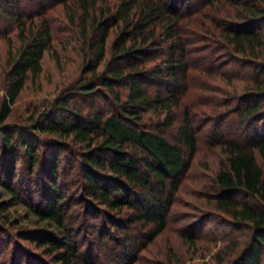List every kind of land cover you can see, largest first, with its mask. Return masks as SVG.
<instances>
[{
	"label": "trees",
	"instance_id": "16d2710c",
	"mask_svg": "<svg viewBox=\"0 0 264 264\" xmlns=\"http://www.w3.org/2000/svg\"><path fill=\"white\" fill-rule=\"evenodd\" d=\"M70 1L68 25L79 44L81 75L37 116L19 124L4 120L28 77L34 79L41 72V59L52 49L53 34L44 13H35L38 23L30 14L29 22L20 14L15 18L20 46L8 60L0 103V184L11 198L0 200V221L6 220L8 207L21 200L12 183L21 163L28 180L34 176L44 184L43 200L39 199V207L29 205L30 210L54 228L20 229L9 237L13 245L18 240L33 244L49 257V264H101L93 250L99 255L102 248L131 264L128 247L138 251L166 227L197 149L195 126L186 111L175 137L166 132L173 129L174 108L188 88V55L194 50L190 45L205 40L187 33L185 16L214 0L194 6L189 0L187 6L185 0ZM216 1L224 9L235 6L236 11L234 18L211 19L219 35L208 38V47L221 50L227 59L221 66L233 64L235 79L245 83L243 93L230 97L233 106L228 97L211 104L233 107L225 116L235 113L240 124L215 130L219 140L215 145H224L226 155L214 174L209 200L232 226L246 223L251 229L249 242L230 264H263L264 170L256 153L264 165V0ZM2 3L17 6L18 0ZM113 28L116 34L105 59L106 39ZM52 53L58 60L55 49ZM225 72L221 74L228 78ZM77 98H102L110 108L94 103L82 107ZM149 111L163 115L151 121L145 119ZM59 169L67 176L74 173L71 187L65 183L63 189L59 187ZM84 226L90 234L95 232V239H86L85 249L81 238H74ZM12 252L10 264H48L31 251Z\"/></svg>",
	"mask_w": 264,
	"mask_h": 264
},
{
	"label": "rangeland",
	"instance_id": "374dc122",
	"mask_svg": "<svg viewBox=\"0 0 264 264\" xmlns=\"http://www.w3.org/2000/svg\"><path fill=\"white\" fill-rule=\"evenodd\" d=\"M105 1L112 4L117 0ZM189 1L194 6L201 0ZM189 1L185 0L186 4L185 2L184 4L187 6ZM71 5L70 0L66 4L56 3L55 0H18L17 6L1 4L0 103L4 91V79L9 68L8 60L12 53H17L20 46V41L16 36L17 28H15L17 15L20 14L25 20L30 14L33 20L38 23L39 16H35V13H44L43 15L48 17L51 25L52 49H55L58 56V60H56L52 49L44 52L41 59V72L34 79L28 77L17 99L11 105V113L5 118V123L19 124L33 115L37 116L62 89L80 77L82 58L78 49L79 44L75 38V31L68 25ZM186 6L184 8H187ZM224 6L226 9L222 8L221 3L214 0L211 6H200L201 8L199 7L196 12L185 16L184 23L187 22V33L195 37V32L205 40H196L190 45L194 50L188 55L190 64V69L187 72L188 88L181 93V103L174 108L173 129H169L166 134L169 138L175 137L176 128L182 125L183 115L186 111L195 126L197 149L181 180L175 202L167 217L166 227L138 251L128 247L127 261L131 264H230L250 240L251 229L248 224L232 226L228 223L230 220L215 210L209 200L210 193L214 189V174L226 155L223 150L224 145H215V141H219L215 130L217 128L231 130L240 124L235 113L225 116V112L233 107L223 105L212 107L211 104L224 102L225 97H228L226 101L232 103L229 105L233 106L235 100H231L230 97L243 93V84L245 83L242 79H235L234 73L231 71L233 64L221 66L227 61L221 50L213 51L211 50L213 46L208 47V38L219 35L218 30L214 27V20L211 22V19L220 15L234 18L232 14L236 11L235 6ZM5 10L11 12L10 16L4 14ZM26 20V22L30 21V19ZM194 20L198 21V24H193ZM115 34L116 29L109 30L105 43V59L110 56V47ZM99 67L101 69L102 65ZM223 71H226L225 74L228 78L221 74ZM169 89H174V87L170 86ZM161 90L164 92L167 89L162 87ZM77 99L78 104L82 107H88L94 103L95 106L110 108L107 101L102 98L85 101L81 98ZM162 115L163 113L157 111H149L145 114V119L156 121ZM256 159L264 170V165L257 153ZM17 167L12 183L21 200L9 206L4 212L6 220L0 221L2 223H0L2 229V232L0 231V264H10L9 258L12 251L21 252L23 249L31 251L34 256L49 264V257L43 255L41 250L33 244L18 240V245H13L15 242L9 239V237L13 238L20 229L54 228L46 221H39L29 208V205L39 207L37 205L39 199L43 200V182H39L40 178L34 176L28 180L22 170V164L19 163ZM65 172L64 169H59L60 176L57 184L61 189L64 188V183L70 186V181L74 178L73 172L68 176ZM73 195L75 197L74 192ZM10 198L9 193L0 184V200H9ZM237 198L243 200L241 196ZM248 201L258 205L255 199L248 198ZM75 207L81 209V204H77ZM88 229L89 227L84 226L79 235L74 236L76 241L81 238L80 242L84 243L83 249L89 247L86 239H95L92 237L95 232L90 234V229ZM189 236L193 238V241H190ZM84 238L85 241H83ZM102 249L99 255L96 253L97 249L93 250V254L101 264H125V260L119 255H112L107 248Z\"/></svg>",
	"mask_w": 264,
	"mask_h": 264
}]
</instances>
